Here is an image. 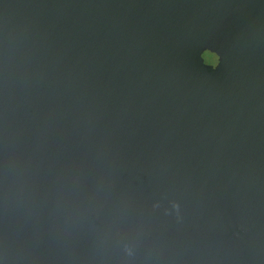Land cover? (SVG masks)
<instances>
[{"label": "water", "instance_id": "95a60500", "mask_svg": "<svg viewBox=\"0 0 264 264\" xmlns=\"http://www.w3.org/2000/svg\"><path fill=\"white\" fill-rule=\"evenodd\" d=\"M0 264H264V0H0Z\"/></svg>", "mask_w": 264, "mask_h": 264}, {"label": "clouds", "instance_id": "9594fccd", "mask_svg": "<svg viewBox=\"0 0 264 264\" xmlns=\"http://www.w3.org/2000/svg\"><path fill=\"white\" fill-rule=\"evenodd\" d=\"M215 65L218 66L219 65V57L216 56V62H215Z\"/></svg>", "mask_w": 264, "mask_h": 264}]
</instances>
